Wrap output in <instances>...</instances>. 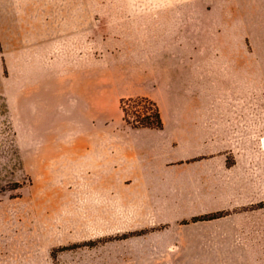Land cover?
Wrapping results in <instances>:
<instances>
[{"label":"rangeland","instance_id":"obj_1","mask_svg":"<svg viewBox=\"0 0 264 264\" xmlns=\"http://www.w3.org/2000/svg\"><path fill=\"white\" fill-rule=\"evenodd\" d=\"M164 20L181 22L176 36L196 40L197 55L212 42L236 78L226 102L246 114L249 140L225 150L252 203L227 216H243L244 237L255 242L242 264H264V0H0V253L33 243L37 264H114V242L130 226L90 215L117 204L100 197L117 187L96 182L104 130L122 117L110 74L118 61L146 56L141 32ZM82 56L99 59L90 106V78L78 74L69 87L65 74Z\"/></svg>","mask_w":264,"mask_h":264},{"label":"crops","instance_id":"obj_2","mask_svg":"<svg viewBox=\"0 0 264 264\" xmlns=\"http://www.w3.org/2000/svg\"><path fill=\"white\" fill-rule=\"evenodd\" d=\"M179 23L157 21L156 30L141 32L150 37L142 46L146 56L118 61L110 74L119 106L121 98L144 97L155 103L163 123L161 129L131 128L122 115L121 124L111 121L104 130L96 182L117 187L115 194L100 195L102 202L117 204L109 208L107 203L90 215L114 216L130 226L127 236L114 242V264H242V256L252 255L255 242L244 237V217L227 216L252 203L245 173L228 164L225 150V145L229 149L249 140L240 130L247 127L246 114L226 102L227 93L236 92V78L228 74L227 62L213 55L212 42L200 43L197 55L196 40L177 37ZM94 60H70L65 72L69 87L78 74L90 78L85 85L91 91L89 106L98 78L99 59ZM46 63L44 58V83ZM208 215L217 217L192 220ZM21 246L17 252H1L0 264H37L38 244Z\"/></svg>","mask_w":264,"mask_h":264},{"label":"trees","instance_id":"obj_3","mask_svg":"<svg viewBox=\"0 0 264 264\" xmlns=\"http://www.w3.org/2000/svg\"><path fill=\"white\" fill-rule=\"evenodd\" d=\"M138 107L139 110L136 109ZM124 122L131 128H153L163 127L157 106L152 101L144 97L121 98L119 106ZM133 109V111L131 110ZM217 215L199 216L192 220H209Z\"/></svg>","mask_w":264,"mask_h":264}]
</instances>
